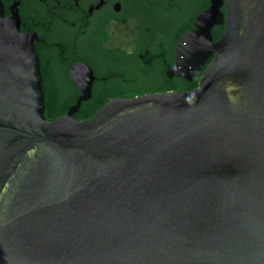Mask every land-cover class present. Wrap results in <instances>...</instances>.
Segmentation results:
<instances>
[{
    "label": "water",
    "instance_id": "water-1",
    "mask_svg": "<svg viewBox=\"0 0 264 264\" xmlns=\"http://www.w3.org/2000/svg\"><path fill=\"white\" fill-rule=\"evenodd\" d=\"M210 0L170 76L196 87L82 94L45 115L32 38L0 0V264H264V0ZM224 25L217 40L211 29Z\"/></svg>",
    "mask_w": 264,
    "mask_h": 264
},
{
    "label": "flooded vegetation",
    "instance_id": "flooded-vegetation-1",
    "mask_svg": "<svg viewBox=\"0 0 264 264\" xmlns=\"http://www.w3.org/2000/svg\"><path fill=\"white\" fill-rule=\"evenodd\" d=\"M4 16L13 12L21 33L29 35L39 57L44 98L75 103L82 91L71 74L73 66L86 64L93 74L91 95L83 101L106 102L129 97L128 74L132 60L143 55L161 57L160 69L175 60L176 43L194 28L196 16L210 0H1ZM225 12V0L220 5ZM211 29L213 39L217 27ZM211 58L193 75L192 83ZM155 82L162 79L156 76ZM181 78V77H180ZM184 79V78H183ZM186 80V79H185ZM156 92L149 90L143 93ZM139 93V94H143Z\"/></svg>",
    "mask_w": 264,
    "mask_h": 264
},
{
    "label": "trees",
    "instance_id": "trees-1",
    "mask_svg": "<svg viewBox=\"0 0 264 264\" xmlns=\"http://www.w3.org/2000/svg\"><path fill=\"white\" fill-rule=\"evenodd\" d=\"M222 26L217 27L214 32V37L217 38L222 32ZM161 57H168L172 62V55L166 54L157 56L152 54H145L140 59L131 62V67L128 74L131 93L126 96H135L149 90L164 91V90H189L197 86L198 82H188L187 80L175 77L171 80L164 74V67L161 70L159 64ZM162 76L155 82L154 77ZM105 102L99 101H83L79 109L74 113L76 119H86L93 115V113L100 108ZM73 104L70 102L55 101L53 99L45 100V115L47 118L55 119L57 116L64 114L68 107Z\"/></svg>",
    "mask_w": 264,
    "mask_h": 264
}]
</instances>
